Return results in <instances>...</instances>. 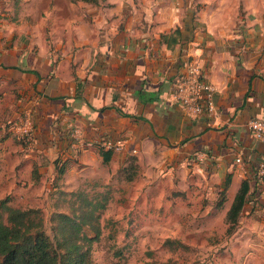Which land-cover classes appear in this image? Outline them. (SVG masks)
Listing matches in <instances>:
<instances>
[{
	"label": "crops",
	"instance_id": "crops-1",
	"mask_svg": "<svg viewBox=\"0 0 264 264\" xmlns=\"http://www.w3.org/2000/svg\"><path fill=\"white\" fill-rule=\"evenodd\" d=\"M196 10L192 0H0V199L49 198L82 181L109 189L153 182L148 196L170 205L197 186L213 195L229 177L222 224L247 180L239 223L264 225V181L256 177L264 143L245 128L251 118L264 121V14L248 6L231 25L221 5ZM176 28L175 42L161 40ZM188 58L216 89L210 120L187 117L173 98ZM21 118L34 134L13 147L9 127ZM74 128L84 140L127 144L121 152L75 149ZM111 195L105 211L122 200Z\"/></svg>",
	"mask_w": 264,
	"mask_h": 264
},
{
	"label": "rangeland",
	"instance_id": "rangeland-1",
	"mask_svg": "<svg viewBox=\"0 0 264 264\" xmlns=\"http://www.w3.org/2000/svg\"><path fill=\"white\" fill-rule=\"evenodd\" d=\"M192 2L197 7L195 13L208 5L214 8L221 5L229 19L230 16L234 19L231 25L241 24L238 20L247 13L248 6L264 14V0ZM61 4L64 6V2ZM64 8L68 9L67 6ZM8 133L9 142L15 147L18 144L16 137ZM152 183H140L133 188V184L127 182L112 184L113 197L116 192L122 200L115 201V196L113 204L104 213L102 236L93 245L95 264H264V225L243 218L236 233L228 234L227 224H222L220 220L225 207H216L222 197L219 184L214 185L213 195H208L197 186L168 205L159 200L158 194L153 198L148 196L147 188ZM27 184L25 180L24 186ZM80 186L89 189L85 181ZM34 194L11 193L10 203L17 207H39L46 221V233L49 234L53 197L29 196ZM168 238L177 240L179 245L166 244Z\"/></svg>",
	"mask_w": 264,
	"mask_h": 264
},
{
	"label": "trees",
	"instance_id": "trees-1",
	"mask_svg": "<svg viewBox=\"0 0 264 264\" xmlns=\"http://www.w3.org/2000/svg\"><path fill=\"white\" fill-rule=\"evenodd\" d=\"M69 1L75 4L98 2V0ZM178 36H180V29L176 28L170 34H162L161 40L170 45L177 40ZM184 61V69L177 74L175 81L185 71L186 59ZM175 81L173 82L175 83ZM202 118L211 119L205 115L199 119ZM69 138L72 139L71 134ZM19 140L29 141L22 138ZM56 169L57 178H59L63 173V167L58 165ZM33 172L35 171L33 170ZM256 172L258 181L263 182L264 176L259 174L258 166ZM32 175L35 177V173ZM229 183L230 179L226 177L223 189L220 190L222 197L216 203L217 209L221 208L225 202V189ZM87 186L89 189L78 187L72 191L61 189L55 191L53 212L49 218V234L46 233V221L39 207H16L11 205L9 196L1 198L0 264H95L93 245L102 236L105 227L102 215L107 209L112 195L107 186ZM248 190V181L243 180L223 217V223L227 224L226 232L228 234L237 231L247 201ZM165 242L170 246H174L175 243L179 245V242L174 239L168 238Z\"/></svg>",
	"mask_w": 264,
	"mask_h": 264
},
{
	"label": "built area",
	"instance_id": "built-area-1",
	"mask_svg": "<svg viewBox=\"0 0 264 264\" xmlns=\"http://www.w3.org/2000/svg\"><path fill=\"white\" fill-rule=\"evenodd\" d=\"M215 90V87L202 77L199 63L194 59H187L185 71L176 79L172 95L187 117L199 119L205 115L213 118L217 113L214 101ZM9 128L18 139L22 138L30 141L34 134V124L27 118L19 119L17 122L12 123ZM245 128L254 139L264 143L263 120L251 118L246 122ZM71 138L73 140L72 146L75 149L97 147L107 152H121L127 144L125 138L84 140L78 128L72 130ZM236 161L239 162L240 159L237 158ZM258 170L259 174L264 176V159L259 162Z\"/></svg>",
	"mask_w": 264,
	"mask_h": 264
}]
</instances>
